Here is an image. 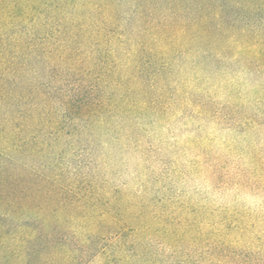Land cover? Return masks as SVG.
Instances as JSON below:
<instances>
[{"label":"rangeland","instance_id":"374dc122","mask_svg":"<svg viewBox=\"0 0 264 264\" xmlns=\"http://www.w3.org/2000/svg\"><path fill=\"white\" fill-rule=\"evenodd\" d=\"M0 264H264V0H0Z\"/></svg>","mask_w":264,"mask_h":264},{"label":"trees","instance_id":"16d2710c","mask_svg":"<svg viewBox=\"0 0 264 264\" xmlns=\"http://www.w3.org/2000/svg\"><path fill=\"white\" fill-rule=\"evenodd\" d=\"M96 107H99V106H90V108H87V109L85 110V112L88 113L89 116H90V115H93L92 112H93V111H96ZM83 108L85 109V107H82L81 109H83ZM99 108H100V107H99ZM87 111H88V112H87Z\"/></svg>","mask_w":264,"mask_h":264}]
</instances>
